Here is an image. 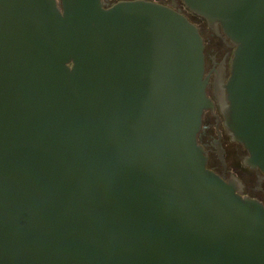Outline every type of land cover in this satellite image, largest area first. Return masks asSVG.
<instances>
[{"label":"water","instance_id":"water-1","mask_svg":"<svg viewBox=\"0 0 264 264\" xmlns=\"http://www.w3.org/2000/svg\"><path fill=\"white\" fill-rule=\"evenodd\" d=\"M234 45L224 126L264 174V0H182ZM203 45L145 1L0 0V264H264V206L196 143Z\"/></svg>","mask_w":264,"mask_h":264},{"label":"flooded vegetation","instance_id":"flooded-vegetation-1","mask_svg":"<svg viewBox=\"0 0 264 264\" xmlns=\"http://www.w3.org/2000/svg\"><path fill=\"white\" fill-rule=\"evenodd\" d=\"M121 0H102L108 7ZM170 7L183 14L198 30L203 45V79L206 80L205 97L212 105L202 110L196 143L206 157L207 169L228 182L230 177L241 184V196L260 202L264 206V174L259 169L244 166L246 149L231 139L224 126L220 105L226 101L225 85L230 76V64L234 45L225 36L220 25L216 30L206 21L189 11L182 0H145Z\"/></svg>","mask_w":264,"mask_h":264}]
</instances>
